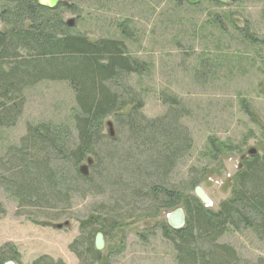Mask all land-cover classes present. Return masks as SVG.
Listing matches in <instances>:
<instances>
[{
	"label": "rangeland",
	"instance_id": "1",
	"mask_svg": "<svg viewBox=\"0 0 264 264\" xmlns=\"http://www.w3.org/2000/svg\"><path fill=\"white\" fill-rule=\"evenodd\" d=\"M223 1L219 5L199 0L191 5L188 0H60L68 6L62 8V18L73 22L72 34L93 41H123L127 54L143 66L141 74L127 77L126 84L143 98L147 119L165 116L173 97L188 110L181 124L193 137V149L168 183L195 196L188 179L200 178L205 171L197 187L209 197L207 208L212 211H218L221 202L231 197L248 152L255 149L264 155V44L255 46L244 36L249 24L253 36L264 40V0ZM67 84L45 81L25 91L19 122L0 128V158L6 159L9 146L19 145L28 124L73 125L77 105ZM108 123L114 124V119L103 121L105 136ZM114 129L118 132L115 124ZM102 146L105 154L106 149L128 148L125 142L109 139ZM111 166L125 168L114 162L106 169ZM4 171L0 168V178ZM2 180L0 204L6 214L0 220V247L13 246L14 264H33L41 256L79 264L69 247L79 238L80 224L91 217L97 218V229L104 228L108 234L100 252L102 260L96 264H176L173 246L159 227L169 224L173 209L147 217L134 215L135 205L123 202V208L116 207V215L107 217L105 224L102 214L115 204L111 196H124L112 192L118 189L112 185L114 181L106 182L109 189L105 187L100 194L78 190L70 205L19 207L11 186ZM148 207L146 203L141 209ZM115 219V228H109ZM220 242L236 249L241 264H264V242L254 231H229Z\"/></svg>",
	"mask_w": 264,
	"mask_h": 264
},
{
	"label": "trees",
	"instance_id": "2",
	"mask_svg": "<svg viewBox=\"0 0 264 264\" xmlns=\"http://www.w3.org/2000/svg\"><path fill=\"white\" fill-rule=\"evenodd\" d=\"M64 7L68 8L63 2L48 9L39 6L37 0H0V128L19 122L25 91L45 81L68 83L77 105L73 125L28 124L19 145L7 148L6 159L0 158V168L6 175L1 178L11 186L12 197L19 207L70 205L78 190L86 195L100 194L105 187L109 189L106 182L114 181L112 185L118 189L112 192L124 196H111L115 204L102 214L105 224L107 217L116 215V207L123 208V202L135 205L134 215L147 217L183 206L186 224L182 229L159 226L173 246L175 263L241 264L236 249L220 240L229 231L250 230L264 242V155L257 152L243 158L231 197L221 202L218 211L210 210L185 189L170 186L172 173L193 149V137L181 124L188 110L173 97L165 116L147 119L143 98L126 84L127 77L141 74L143 66L127 54L123 41H93L72 34L62 18ZM246 28V41L255 46L264 44L248 30L249 24ZM110 117L118 129H114L113 137L103 135V121ZM104 139L125 142L128 148L121 151L114 147L113 152L106 149L105 154ZM62 161L68 165L61 166ZM114 162L125 168L106 169ZM84 165L87 175L81 172ZM204 173L200 178L190 177L189 187L195 189ZM141 203H147L149 209H141ZM5 214L0 204V220ZM115 221L111 220L108 227L115 228ZM97 227L96 217L80 224L81 237L69 247L79 264L102 260L93 245ZM100 230L108 236L104 228ZM16 259L11 244L0 247V264ZM33 264L64 263L41 256Z\"/></svg>",
	"mask_w": 264,
	"mask_h": 264
},
{
	"label": "water",
	"instance_id": "3",
	"mask_svg": "<svg viewBox=\"0 0 264 264\" xmlns=\"http://www.w3.org/2000/svg\"><path fill=\"white\" fill-rule=\"evenodd\" d=\"M222 2H224L223 0H220ZM188 2L191 5H197L198 0H188ZM37 3L39 6L42 7H46L48 9H55L59 3L60 0H37ZM67 25L70 27H73V22L72 21H68ZM108 127H109V135L111 137L114 136L115 132H114V128H113V123H108ZM257 154V151L255 149H251L248 152V155L254 156ZM89 164L91 163L90 161L88 162ZM81 172L84 175L88 174V167L86 165L81 167ZM195 196L200 200V202L202 204H204L206 207L209 206L211 204V201L209 199V197L204 193L203 189L201 187H196L194 190ZM168 223L169 225L175 229V230H180L182 229L185 224H186V214L184 212V210L182 208H177L175 209L172 213H170L168 215ZM105 237L103 235L102 232H99L96 235V239H95V248L97 251L101 252L105 249ZM8 264H13L12 262H9Z\"/></svg>",
	"mask_w": 264,
	"mask_h": 264
},
{
	"label": "flooded vegetation",
	"instance_id": "4",
	"mask_svg": "<svg viewBox=\"0 0 264 264\" xmlns=\"http://www.w3.org/2000/svg\"><path fill=\"white\" fill-rule=\"evenodd\" d=\"M217 1H220V0H217ZM225 2V1H224ZM198 3H199V0H198ZM197 3V4H198ZM167 225H169V224H167ZM170 226V225H169ZM171 227V226H170ZM172 228V227H171ZM173 229V228H172ZM99 232H102L103 233V235H104V237L106 238V235H105V233L103 232V231H101V230H99L98 232H96V233H94L93 235L94 236H92V238H93V245H95V239H96V235L99 233ZM81 237V232H80V235H79V238ZM106 241V240H105ZM105 244H106V242H105Z\"/></svg>",
	"mask_w": 264,
	"mask_h": 264
}]
</instances>
